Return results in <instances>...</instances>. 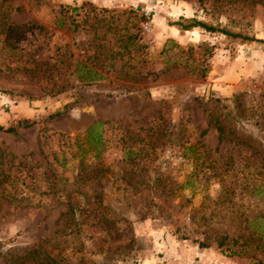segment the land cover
Segmentation results:
<instances>
[{"label": "rangeland", "instance_id": "374dc122", "mask_svg": "<svg viewBox=\"0 0 264 264\" xmlns=\"http://www.w3.org/2000/svg\"><path fill=\"white\" fill-rule=\"evenodd\" d=\"M0 127V264H264V0H0Z\"/></svg>", "mask_w": 264, "mask_h": 264}, {"label": "trees", "instance_id": "16d2710c", "mask_svg": "<svg viewBox=\"0 0 264 264\" xmlns=\"http://www.w3.org/2000/svg\"><path fill=\"white\" fill-rule=\"evenodd\" d=\"M195 26H200V27H203V28H205L207 30H210V31H214L215 30L214 27H212L210 25H206L202 21H198L196 19H194L193 21H191L189 24L182 25V28L183 29H189V28L195 27ZM234 36H236V35H234ZM211 119L214 121V126L218 130V132H219V138L222 139V135L225 132V126L223 125V123L221 122V120L218 117L212 116ZM100 126H101L100 123H95V124L91 125L86 130V132H87V139L89 141H94V145H96L97 148H99L98 146L102 143V140L100 138L101 132L99 130V127ZM8 131L14 132L15 129L13 127H11V128L8 129Z\"/></svg>", "mask_w": 264, "mask_h": 264}]
</instances>
